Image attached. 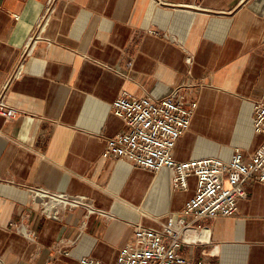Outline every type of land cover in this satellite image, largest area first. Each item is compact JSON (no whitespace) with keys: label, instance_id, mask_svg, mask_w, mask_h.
Instances as JSON below:
<instances>
[{"label":"crops","instance_id":"crops-1","mask_svg":"<svg viewBox=\"0 0 264 264\" xmlns=\"http://www.w3.org/2000/svg\"><path fill=\"white\" fill-rule=\"evenodd\" d=\"M177 87L197 101L177 161L255 151L264 140L252 121L264 98V0H0V93L17 112L0 116V264H113L137 225L182 217L194 177L174 189L168 168L101 156L124 128L112 101L159 100ZM30 187L84 205L44 212ZM245 189L234 215L194 224L206 235L182 248L185 257L264 264V184Z\"/></svg>","mask_w":264,"mask_h":264},{"label":"built area","instance_id":"built-area-1","mask_svg":"<svg viewBox=\"0 0 264 264\" xmlns=\"http://www.w3.org/2000/svg\"><path fill=\"white\" fill-rule=\"evenodd\" d=\"M30 49L31 46L26 54ZM20 67L16 75L20 74ZM196 107L197 101H187L181 87L159 100L122 93L112 101L110 113L122 121L124 128L106 139L103 158L126 160L152 172L168 168L173 174L174 189L185 190L189 177L196 181L195 193L185 203L182 217H169L159 229L137 225L133 237L118 251L113 264H213L192 261L181 252L183 247L201 241L200 235L205 238L206 228L194 224L206 218L234 215L238 201L247 197L245 184L248 181L264 184V140L251 153L236 149L229 161L206 157L180 162L173 157L175 144L189 129ZM16 114L5 103L1 92L0 116L12 119ZM252 121L254 132L264 136V98L255 102ZM29 192L31 199L41 198L43 211L48 213L50 205L71 208L84 205L81 199L50 193L40 187H30ZM184 216H190L191 220L186 221ZM188 232H195L196 239H185ZM77 264L104 263L84 257Z\"/></svg>","mask_w":264,"mask_h":264}]
</instances>
